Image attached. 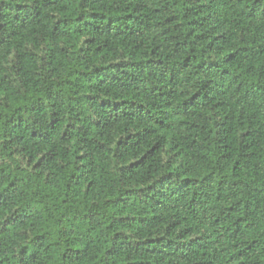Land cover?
<instances>
[{
  "label": "trees",
  "instance_id": "trees-1",
  "mask_svg": "<svg viewBox=\"0 0 264 264\" xmlns=\"http://www.w3.org/2000/svg\"><path fill=\"white\" fill-rule=\"evenodd\" d=\"M0 264H264V0H0Z\"/></svg>",
  "mask_w": 264,
  "mask_h": 264
}]
</instances>
